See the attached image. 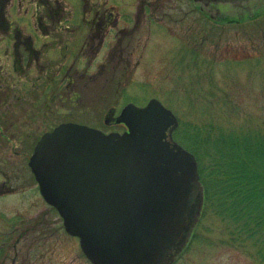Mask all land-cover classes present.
I'll list each match as a JSON object with an SVG mask.
<instances>
[{"label":"rangeland","instance_id":"rangeland-1","mask_svg":"<svg viewBox=\"0 0 264 264\" xmlns=\"http://www.w3.org/2000/svg\"><path fill=\"white\" fill-rule=\"evenodd\" d=\"M57 1L63 17L43 19L49 34L44 38L36 32L39 57L29 68L24 63L14 67L11 43H0V264H91L77 238L65 233L57 212L40 196L27 165L43 132L66 121L122 132L119 124H105L109 111L116 116L125 104L143 106L151 98L185 121L210 105L221 106L216 97L207 96L208 73L216 80V89H230L244 112L257 116L264 112L263 76H249L246 66L228 71L225 64L226 59L255 57L252 46L259 49L260 43L253 36L251 45L241 25L213 19L253 17L264 0L201 7L203 11L196 9L190 16L185 15L186 0H181L186 6L179 12V2L166 0L165 17L143 18L135 32L116 39L107 33L99 48L96 43L90 46V26L82 21L83 1ZM100 1L113 5L121 22L131 20L139 5V0ZM50 2L53 11L56 2ZM92 4L86 7L85 19L92 17ZM41 11L34 0H9L5 7L8 22L25 34L34 29V15ZM207 34L210 42L205 40L202 54L189 59L188 46L193 49L198 42L201 46ZM196 70L203 81L201 94L195 91ZM194 232L195 238L174 264H260L254 248L228 241L223 224L213 216L200 220Z\"/></svg>","mask_w":264,"mask_h":264},{"label":"water","instance_id":"water-1","mask_svg":"<svg viewBox=\"0 0 264 264\" xmlns=\"http://www.w3.org/2000/svg\"><path fill=\"white\" fill-rule=\"evenodd\" d=\"M114 121L122 133L60 123L38 139L28 167L91 264H172L203 209L196 159L173 139L178 120L155 98L126 104Z\"/></svg>","mask_w":264,"mask_h":264},{"label":"trees","instance_id":"trees-1","mask_svg":"<svg viewBox=\"0 0 264 264\" xmlns=\"http://www.w3.org/2000/svg\"><path fill=\"white\" fill-rule=\"evenodd\" d=\"M54 8L57 13L63 9L57 1ZM262 11L259 10L251 18H229L226 21L241 25L251 45L255 42L253 36L260 43L259 49L252 46L255 57H247L242 61L226 59L228 71L230 67L246 66L249 76L258 73L264 78V67L260 68L261 62L264 64ZM208 37L209 34L201 39V46L199 42L193 49L188 46L189 59L194 60L202 54ZM199 72L195 71V91L201 94L203 81ZM208 74L206 78L210 88L207 96L216 97L217 104L219 102L221 106L216 108L209 104V110L191 113L190 119L185 121L178 119L173 138L191 152L197 162L204 194L200 220L209 216L217 218L224 226L228 241L251 246L260 264H264V112L261 116L244 112L238 107L230 89H216V80ZM261 90L264 98V82ZM195 236L194 232L188 247Z\"/></svg>","mask_w":264,"mask_h":264},{"label":"flooded vegetation","instance_id":"flooded-vegetation-1","mask_svg":"<svg viewBox=\"0 0 264 264\" xmlns=\"http://www.w3.org/2000/svg\"><path fill=\"white\" fill-rule=\"evenodd\" d=\"M54 1L56 2L57 0ZM82 1V21L86 22V24H89L90 26V46L95 47L94 45L96 43L97 45L95 48L100 47L107 33L115 34V39L119 35L122 36L127 34L129 30V33H133L137 30L139 23H141L143 18L150 19L153 16L165 17L164 12L168 11L165 2L166 0H139V5L137 7L136 13L133 14L132 17L133 19L131 18V20L127 21L125 19H122L121 22V20H119V18L115 15L114 7H112L113 5L109 6L105 1L101 2L100 0H96L95 2L93 1V4L90 2V0ZM175 1L179 2L176 6L177 12H179V10H184L186 6L185 2H183L184 5H181V0ZM8 2L9 0H0V43H2L3 40L11 43V63L14 65V67H16V65L20 66L24 63L29 68V66L37 61L39 57V52H37L34 46L36 40V32L44 38L49 34L48 26L42 22L43 19L49 20L51 22L54 18H56L59 21V19H61L63 15H59V13H57V11L55 10L52 11L50 0H34V4L39 7L43 11V13H41L40 15H34V29L29 31L28 34H25L19 26L13 25L8 22L5 14V7L7 6ZM186 3L188 8L185 12V15L190 16L198 8L193 0H186ZM89 4H92V17L91 19H85L87 15L86 7L89 6ZM213 19L215 20V22L221 23L223 20L225 21L227 19V15L218 17L216 16V18ZM123 23L129 24L127 25ZM120 41L121 39L118 40V42ZM20 49H22V51H20ZM16 68L14 70H16ZM113 118V111H110L109 114L105 117V124L115 123L113 121ZM119 125L123 126L122 124ZM123 129L125 130L124 126Z\"/></svg>","mask_w":264,"mask_h":264}]
</instances>
